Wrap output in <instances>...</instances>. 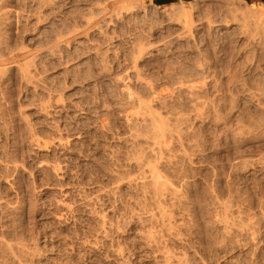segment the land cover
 Returning a JSON list of instances; mask_svg holds the SVG:
<instances>
[{
  "label": "rangeland",
  "instance_id": "1",
  "mask_svg": "<svg viewBox=\"0 0 264 264\" xmlns=\"http://www.w3.org/2000/svg\"><path fill=\"white\" fill-rule=\"evenodd\" d=\"M7 1L1 53L19 56L21 66L27 55L34 78L24 84L12 67L17 106L10 111L0 101V264H163L157 246L146 244L148 231L160 251L176 257L172 264L177 257L179 264H264V28L219 8L234 2L258 10L264 0H134V11L126 8L117 21L100 17L105 24L89 13L106 0ZM180 6L190 12L185 23ZM49 95L62 100L55 105ZM133 96L170 128L161 161L151 156ZM30 129L51 145L28 144ZM18 147L24 165L17 183L11 167ZM138 158L156 165L177 195L165 193L157 205ZM156 207L171 214L169 222H159ZM160 223L173 229L164 232Z\"/></svg>",
  "mask_w": 264,
  "mask_h": 264
},
{
  "label": "bare ground",
  "instance_id": "2",
  "mask_svg": "<svg viewBox=\"0 0 264 264\" xmlns=\"http://www.w3.org/2000/svg\"><path fill=\"white\" fill-rule=\"evenodd\" d=\"M34 1H37L38 3H40V4H42V5H50L51 4V0H34ZM133 1L134 0H106V1H104V2H100V3H98L96 6H95V8H93L91 11H90V13H89V15H90V18H89V20L91 19V20H93V22H95V21H97V20H95V19H97L96 17H98V18H100V17H102V19H103V17H106V19H107V21H105L106 23L107 22H109V21H113V19H115L116 21H117V19L118 18H122V14H126V13H128L127 12V10H129L130 9V11L129 12H131V10H133V9H131L133 6H131V8H130V5H132V3H133ZM163 1V0H162ZM171 1H175V0H171ZM225 1V0H224ZM231 1H234V0H231ZM11 2V1H10ZM136 2V0L134 1V3ZM238 2H239V0H238ZM8 3V1L7 0H0V11H2V9L3 8H6L7 7V4ZM160 3V2H159ZM181 3V2H180ZM232 3H234V2H232ZM231 2L229 3V4H226V6L227 7H225V5H224V7L222 6H220L219 8L220 9H225L226 8V10L225 11H227L229 14H231V16H232V20H236V15H237V12H239L240 13V15L241 16H239V17H241L242 18V16H243V18H251L252 19V22H255V23H257L259 26H260V29L262 30V28H264V4H260V6H258V10L256 9H254L253 7H250V8H244L243 6H235V5H233ZM239 3H241V2H239ZM135 5V4H134ZM221 5V4H220ZM136 6V5H135ZM173 6V5H172ZM171 6V7H172ZM177 6V5H176ZM245 6V5H244ZM252 6V5H251ZM181 7V8H180ZM179 8H180V10L179 11H181L180 13L182 14V16H183V18L181 17V14H180V17L182 18V20L184 21V23H185V21L186 20H188L189 18H190V12L188 13V11L185 9V11H184V9L182 8V6H180ZM126 8H128L126 11H124ZM170 8V7H169ZM178 8V7H177ZM190 8H192V7H190ZM215 8V7H214ZM4 10V9H3ZM13 10V9H12ZM10 11V10H9ZM134 11V10H133ZM138 11H140V10H138ZM192 11V10H191ZM210 11V10H209ZM242 11V12H241ZM15 12V11H14ZM17 12V11H16ZM18 12H20V11H18ZM165 12H167V11H165ZM221 12V11H220ZM1 13V12H0ZM10 13V12H9ZM21 13V12H20ZM19 13V14H20ZM168 13V12H167ZM2 14V13H1ZM6 14H7V12H6ZM11 14V13H10ZM9 14V15H10ZM13 14V13H12ZM16 14V13H15ZM32 14H34V13H32ZM83 15V14H82ZM130 15V14H129ZM245 15H247V16H245ZM1 16H3V15H1ZM1 16H0V19H1ZM16 16V15H15ZM26 16V15H25ZM126 16V15H125ZM165 16H166V14H165ZM169 16V15H168ZM189 16V17H188ZM230 16V17H231ZM17 17H19V16H17ZM175 17V16H174ZM205 17V16H204ZM228 17H229V15H228ZM7 18V17H6ZM20 18V17H19ZM241 18H239V19H241ZM11 19V18H10ZM14 19V18H13ZM18 18H16L15 17V22H16V20H17ZM28 19V18H27ZM83 19V18H82ZM101 19V18H100ZM101 19V20H102ZM180 19V18H179ZM207 19V18H206ZM210 19V18H209ZM251 19H250V21H251ZM21 20V19H20ZM109 20V21H108ZM131 20V19H130ZM171 20V19H170ZM181 20V19H180ZM225 20V19H224ZM232 20H230V21H232ZM85 21V20H84ZM103 21V20H102ZM103 21V23L105 24V22ZM176 21V20H175ZM202 21V20H201ZM206 21V20H205ZM223 21V20H222ZM229 21V20H228ZM92 22V21H91ZM115 22V21H114ZM167 22V21H166ZM177 22H179V20L177 21ZM220 22V21H219ZM225 22H227V20H225ZM224 21H223V23H225ZM17 23V22H16ZM85 23H87V22H85ZM97 23H98V21H97ZM113 23V22H112ZM138 23V22H137ZM212 23V22H211ZM221 23V22H220ZM228 23V22H227ZM255 23H253V24H255ZM87 24H89V22L87 23ZM92 24V23H91ZM178 24V23H177ZM180 24V23H179ZM182 24V23H181ZM189 24V23H188ZM213 24V23H212ZM252 24V25H253ZM107 25V24H106ZM182 25H184V24H182ZM181 25V27L183 28V26ZM209 25V24H208ZM185 26V25H184ZM226 26V25H225ZM258 26V27H259ZM261 26H262V28H261ZM92 27V26H91ZM96 28H97V26H95ZM99 27V26H98ZM102 27V26H101ZM105 27V26H104ZM186 27V26H185ZM254 27H256V25L254 26ZM70 28V27H69ZM84 28V27H83ZM88 28V27H87ZM106 28V27H105ZM184 29V28H183ZM99 30H100V28H99ZM185 30V29H184ZM68 31V30H67ZM71 31V30H70ZM97 31H98V28H97ZM187 31H189V30H187ZM260 31V30H259ZM69 32V31H68ZM67 32V33H68ZM72 32H73V29H72ZM72 32L70 33V34H72ZM100 32H102L101 30H100ZM7 33V32H6ZM68 33V35H67V38H68V36L70 35ZM262 33H264V31H262ZM4 34V33H3ZM100 34V33H99ZM103 34V33H102ZM185 34H187V32L185 33ZM189 34V33H188ZM105 35V34H104ZM103 35V36H104ZM241 35V34H240ZM61 36V39L62 38H64L65 39V37L63 36L62 37V35H59L58 37H60ZM57 37V38H58ZM106 38V37H105ZM108 38V37H107ZM55 43H54V45H51V46H53L54 48H57L58 49V42H59V40L60 39H56L55 38ZM2 31H1V26H0V45H1V43H2ZM5 41V40H4ZM135 41V40H134ZM65 42V41H64ZM57 43V44H56ZM63 43V42H62ZM61 43V44H62ZM81 43V42H80ZM55 44H56V46H55ZM135 44V43H134ZM133 44V45H134ZM137 44V43H136ZM141 44V43H140ZM60 45V44H59ZM98 45V44H97ZM46 46V45H45ZM48 46V45H47ZM65 46V45H64ZM138 46V45H137ZM67 47V46H66ZM54 48H51L50 47V49L48 50V55H50V56H52L53 57V55H54V52H55V50H54ZM94 48V47H93ZM142 48V47H141ZM143 48H144V45H143ZM143 48H142V50H143ZM62 49V48H61ZM135 49V48H134ZM1 50H2V48H1V46H0V101H3L4 103L3 104H5V106L7 105V107L9 108V110L10 111H12L14 108H15V106H17V103H18V99H14L13 98V96H12V94H13V90L12 89H10V86H12L13 84H12V77L9 75V71H10V69L12 68V67H16V69L17 70H19V73H20V80H21V82H23L24 84H28L29 83V86H30V83H31V81H32V79L34 78V77H31L32 75L30 74L31 73V71L29 72V69H28V67H29V65H30V63L29 64H27V62L28 61H30V60H28V61H26L25 62V60L24 59H26L27 57V55L25 56V57H23V61H24V63L23 64H25V65H23V66H21L20 64H19V62H20V60H18L19 58V56H14V55H12L10 58H7V59H5L4 58V56H3V54L1 53ZM59 50V49H58ZM112 50V49H111ZM138 50V49H137ZM57 51V50H56ZM139 51H141V50H139ZM139 51H138V53H139ZM22 52V51H21ZM98 52V51H97ZM27 53V52H26ZM89 53V52H88ZM103 53V52H102ZM22 54V53H21ZM27 54H29V53H27ZM58 54H59V52H58ZM107 54V53H106ZM140 54V53H139ZM100 55V54H99ZM103 55H104V53H103ZM137 55V54H136ZM135 55V56H136ZM38 56V55H37ZM134 56V55H133ZM8 57V56H7ZM31 57V56H30ZM101 57V56H100ZM32 58V57H31ZM36 58V57H35ZM96 58V57H95ZM20 59H22V57H20ZM133 60H135V59H133ZM132 60V62H135V61H133ZM19 61V62H18ZM100 61V60H99ZM102 61V60H101ZM63 65V64H62ZM101 65H103V64H101ZM134 64H132V66H133ZM30 68V67H29ZM34 68V67H33ZM134 68V67H133ZM103 69V68H102ZM135 69V68H134ZM87 70H89V69H87ZM107 70V69H106ZM130 70V69H129ZM183 70V69H182ZM191 71V70H190ZM104 72H106V71H104ZM91 73V72H90ZM138 73V72H137ZM137 73H135V74H137ZM138 75V74H137ZM137 75H135V76H137ZM167 75V74H166ZM133 76V75H132ZM189 76V75H188ZM88 77H89V75H88ZM139 77V76H138ZM137 77V81L139 80V78ZM141 77V76H140ZM176 77V76H175ZM128 78V77H127ZM136 78V77H135ZM143 78V77H142ZM136 80V79H135ZM143 80V79H142ZM127 81V80H126ZM146 81V80H145ZM174 81V80H173ZM180 81V80H179ZM178 81V82H179ZM181 81H183V80H181ZM15 82V81H14ZM36 82V81H35ZM129 82V81H128ZM142 82V81H141ZM19 83V82H18ZM33 83H34V80H33ZM38 83V82H37ZM182 83V82H181ZM32 84V83H31ZM179 84V83H178ZM177 84V85H178ZM186 84V83H185ZM184 83L183 84H181V85H185ZM33 85V84H32ZM126 85V84H125ZM20 86V85H19ZM116 86V85H115ZM127 86V85H126ZM145 86H149V85H145ZM25 87V86H24ZM183 87V86H182ZM45 88V87H44ZM126 88V90H128L127 88L128 87H124L123 86V89L122 90H124ZM186 88V87H185ZM187 88H189V87H187ZM149 89V88H148ZM151 89V88H150ZM149 89V90H150ZM179 89V88H178ZM192 89V88H191ZM130 90V89H129ZM128 90V91H129ZM19 91V90H18ZM125 91V90H124ZM125 92H127V91H125ZM155 92V91H154ZM128 93V92H127ZM130 93V92H129ZM135 93V92H134ZM121 94V93H120ZM136 94V93H135ZM142 94V93H141ZM128 95H130V94H128ZM153 95V94H152ZM126 96H127V94H126ZM131 96H132V94H131ZM135 96V95H134ZM134 96L133 97H130V98H134ZM190 96V95H189ZM59 97V96H58ZM128 97V96H127ZM18 98V97H17ZM129 98V97H128ZM135 98H136V100H139V101H141L139 98H137V96H135ZM154 98V97H153ZM42 99V98H41ZM146 99V98H145ZM48 100H53V102L55 103V105H57L58 104V102H60V100H62L61 98H58V100H57V98H56V100H54V96L52 97V96H48ZM129 100V99H128ZM135 99H133V101L132 102H130V104L131 103H133V104H135L136 106H138L137 107V111L138 110H140L138 113H139V115L137 114V112H136V116L138 115L139 117L137 118V119H139V121L142 123V126H145L144 128H146V131L148 130V132H149V135H150V137L152 138V142L151 141H148V142H150V144L152 143V145H153V147H151L152 149H153V151H151V150H149V151H151L152 153L153 152H156L157 154L159 153L160 155H158L159 156V160L158 159H156L157 160V162L158 161H161V159L163 158V156H161L162 154V144H163V142L165 143L166 141H165V139L167 138V137H170L171 136V131L170 130H168V129H170V128H167V126H166V123L164 122V120L161 118V117H159L158 115H156L154 112V114L153 113H151V111H154V110H152L151 109V107H149L148 105H145L144 103L145 102H139V101H136ZM144 100V99H143ZM117 101H119V100H117ZM48 102V101H47ZM52 102V103H53ZM128 102V101H127ZM159 102V101H158ZM49 103V102H48ZM125 103V102H124ZM126 104V103H125ZM124 104V105H125ZM129 104V105H130ZM147 104V103H146ZM122 105V104H121ZM127 105V104H126ZM119 106H120V104H119ZM135 106V107H136ZM25 107V106H24ZM48 106H45V104H40L39 105V113H42V114H48V111H47V108ZM129 107H131V106H129ZM132 107L134 108V106L132 105ZM139 108V109H138ZM50 109V108H49ZM56 109V108H55ZM151 109V110H150ZM54 110V109H53ZM133 110V109H132ZM134 111V110H133ZM135 113V112H134ZM157 113V112H156ZM133 114V113H132ZM168 115V114H167ZM166 115V116H167ZM13 116H14V114H13ZM169 116V115H168ZM11 117H12V115H11ZM132 117V116H131ZM25 119H26V116H25ZM165 119V118H164ZM22 120V119H21ZM136 120V119H135ZM163 120V121H162ZM167 120V119H166ZM11 123H12V125H11V137H13V139L15 140V143H16V141H18V140H20L19 138H20V134L18 133V123L16 122V118H15V116L13 117V118H11ZM17 123V124H16ZM138 124V123H137ZM140 124V123H139ZM7 126V125H6ZM28 128V127H27ZM179 128V127H178ZM63 129V128H62ZM173 129V128H172ZM142 130V129H141ZM58 131V130H57ZM135 131H136V129H135ZM140 131V130H139ZM145 131V130H144ZM143 131V132H144ZM145 131V132H146ZM170 131V132H169ZM130 132V131H129ZM148 132H147V134H148ZM131 133V132H130ZM138 133V132H137ZM177 133V132H176ZM132 134V133H131ZM185 134V133H184ZM176 135V134H175ZM174 136V135H173ZM180 136V135H179ZM131 137V136H130ZM134 137V136H133ZM147 137H149V136H147ZM24 138H26L27 140V142H28V144H30V145H32V146H34L37 150H41V148H48L50 145H49V143L50 142H46L45 140L43 141V140H41L38 136H36L35 134H33L32 132H31V129L30 130H28V131H26L25 132V137ZM135 138V137H134ZM171 138H172V136H171ZM179 138V137H178ZM59 139H61L60 138V136H59ZM23 140V139H22ZM21 141V140H20ZM62 141V140H61ZM146 141V142H147ZM180 141V140H179ZM63 142V141H62ZM136 142V141H135ZM147 142V143H148ZM19 143V142H18ZM179 143V142H178ZM17 144V143H16ZM15 144V145H16ZM27 144V145H28ZM146 144V143H145ZM149 145V144H148ZM162 145V146H161ZM18 146V145H17ZM147 146V145H146ZM150 146V145H149ZM164 147V146H163ZM150 148V147H149ZM167 149V148H166ZM142 150V149H141ZM2 151V150H1ZM167 152V151H166ZM22 147L21 148H17L16 149V151H15V159H14V161L12 162L13 164V166L11 167L12 168V171H13V173H14V175L16 176L15 177V179H16V181H17V183L19 182V178H20V169L22 168L21 166V164H23L24 165V158H23V155H22ZM150 153V152H149ZM148 152H147V154H149ZM165 153V152H164ZM173 153V152H172ZM151 154V153H150ZM149 154V155H150ZM149 155H147L148 157H149ZM153 155H155V153H153L151 156L152 157H154ZM138 156H140V155H138ZM165 156V155H164ZM141 157V156H140ZM155 157H156V155H155ZM160 157H161V159H160ZM157 158V157H156ZM18 159V160H17ZM135 159H136V157H135ZM139 159V158H138ZM141 159V158H140ZM140 159H139V161H138V163H136V165H137V167L138 168H141V172L142 173H140V176H141V180H142V184H143V186L144 187H146V188H150V189H152L154 192V194L152 193V190H148V191H151V193H152V195H154V197L153 198H155V201L157 202V205L158 204H161L160 203V200L162 199L161 197L162 196H164L165 195V193L166 194H169V195H173L174 196V191H176V188H175V190L172 188V186H170L169 185V182L167 183L166 182V180H164V179H166V178H161V175H163V174H158V171H157V169H156V167L155 166H152V165H146V163L144 162V160H141L140 161ZM148 159V158H147ZM146 159V160H147ZM153 159V158H152ZM153 160H155V159H153ZM167 161V160H166ZM170 161V160H169ZM131 162V161H130ZM134 162H137V161H134ZM149 163V162H148ZM10 164V163H9ZM150 164V163H149ZM145 167V168H144ZM50 170L52 171V172H54V173H56V172H58V170H59V166L58 165H56V166H51L50 167ZM173 171V170H172ZM160 175V176H159ZM167 176V175H166ZM1 177V176H0ZM130 178H132V177H130ZM8 179V178H7ZM133 180V179H132ZM125 181H127V180H125ZM5 182V181H4ZM134 183V182H133ZM132 183V184H133ZM180 185V184H179ZM13 187V186H12ZM176 187V186H175ZM142 188V187H141ZM117 189V188H116ZM174 190V191H173ZM212 190V189H211ZM113 191V190H112ZM137 192V191H136ZM177 192V191H176ZM212 192V191H211ZM178 193V192H177ZM144 194V193H143ZM151 195V196H152ZM175 195H177V194H175ZM211 195V194H210ZM165 196H167V197H170V196H168V195H165ZM212 196H213V194H212ZM218 196V195H217ZM176 197V196H175ZM151 198V197H150ZM161 198V199H160ZM164 198V197H163ZM174 198V197H173ZM179 198V197H178ZM217 198V197H216ZM72 199V198H71ZM81 199V198H80ZM20 200V199H19ZM85 200V199H84ZM166 200H168V199H166ZM150 202H151V200H149ZM154 201V200H153ZM163 201V200H162ZM174 201V200H173ZM173 201H171V202H173ZM178 201H179V199H178ZM210 201V200H209ZM59 202V201H58ZM142 202V201H141ZM148 202V201H147ZM155 202V203H156ZM166 202V201H165ZM168 202V201H167ZM211 202V201H210ZM219 202V201H218ZM230 202V201H229ZM228 202V203H229ZM238 202V201H237ZM19 203V202H18ZM137 203V202H136ZM152 203V202H151ZM169 203V202H168ZM69 204V203H68ZM144 204V203H143ZM142 204V205H143ZM222 204V203H221ZM246 204V203H245ZM65 205V204H64ZM75 205V204H74ZM155 206H156V204H154ZM162 205V204H161ZM173 205V204H172ZM223 205H226V204H223ZM223 205L221 206L220 205V207H222V209L224 208L223 207ZM244 205V204H243ZM15 206V205H14ZM94 206V205H93ZM150 206V205H149ZM165 206V205H164ZM168 206H170V205H168ZM189 206V205H188ZM211 206V205H210ZM217 206V205H216ZM249 206V205H248ZM6 207H8V206H6ZM68 207V209H69V207L70 206H67ZM154 207V206H153ZM159 207V206H158ZM172 207V206H171ZM185 207V206H184ZM226 207V206H225ZM230 206H228L227 207V210H228V208H229ZM143 208V207H142ZM157 208V207H156ZM34 209V208H33ZM140 209H141V207H140ZM146 209V208H145ZM159 209V211H157V212H159V215H160V217H158V218H161L160 219V221L159 222H163V224L165 223V221L166 222H169V217H170V215L171 214H169V215H166V214H168V213H166V212H164L165 211V209H164V211L161 209V207L160 208H157V210ZM188 209V208H187ZM221 209V211H223V210H225V208L222 210ZM8 210V209H7ZM94 210V209H93ZM230 210H232V209H230ZM229 210V211H230ZM68 211V210H67ZM90 211V210H89ZM152 211V210H151ZM220 211V212H221ZM226 211V210H225ZM225 211H223L224 213H225ZM64 212V211H63ZM95 212V211H94ZM220 212H219V214H220ZM222 212V213H223ZM136 213V212H135ZM217 213V212H216ZM132 214V213H131ZM237 214V213H236ZM261 214H264V213H261ZM97 215V214H96ZM143 215V214H142ZM158 215V214H157ZM165 215V216H164ZM175 215V214H174ZM179 215V214H178ZM183 215V214H182ZM221 215V214H220ZM229 215H230V213H229ZM99 216V215H98ZM144 216V215H143ZM151 216V215H150ZM188 216V215H187ZM221 216H224V215H221ZM220 216V217H221ZM227 217H228V215H226ZM234 216V215H233ZM246 216V215H245ZM262 216H264V215H262ZM152 217H153V212H152ZM166 217V218H165ZM172 217V216H171ZM170 217V218H171ZM190 217H192V216H190ZM195 217V216H194ZM194 217H193V220H194ZM216 217V216H215ZM219 217V218H220ZM227 217H222V218H227ZM99 218V217H98ZM97 218V219H98ZM139 218V217H138ZM155 218V217H154ZM182 218H183V216H182ZM96 219V220H97ZM100 219H101V217H100ZM100 219H99V221H100ZM130 219V218H129ZM156 219V218H155ZM188 219V218H187ZM238 219V218H237ZM141 220V219H140ZM152 220V219H151ZM162 220V221H161ZM171 220H173V219H171ZM221 220V218L219 219V221ZM233 220V219H232ZM249 220V219H248ZM98 221V220H97ZM139 221V220H138ZM143 221V220H142ZM157 221V220H156ZM178 221V220H177ZM180 221H181V219H180ZM179 221V222H180ZM197 221V220H196ZM217 221V220H216ZM101 222L102 223H100L101 224V227L100 228H104V227H102L103 225L102 224H104V222H103V220H101ZM159 222H158V224H159ZM171 222V221H170ZM182 222V221H181ZM189 222H192V220L191 221H189ZM195 222V221H194ZM218 222V221H217ZM221 222H225V221H221ZM226 222H227V219H226ZM232 222V221H231ZM160 223V224H161ZM171 223H173V222H171ZM187 223V222H186ZM236 223V222H235ZM112 224V223H111ZM178 224V223H177ZM181 224V223H180ZM218 224H220L219 222H218ZM241 224V223H240ZM150 225V224H149ZM162 225V224H161ZM171 225L172 224H170V223H166V225L164 226V225H162V226H160V227H162L163 228V231L165 232H167V233H170V232H168L169 231V226H170V228H172L171 227ZM176 225V224H175ZM189 225V224H188ZM192 225V224H191ZM225 225V229H227V231H228V227H226L227 226V224H224ZM241 225H243V224H241ZM245 225V224H244ZM108 226V225H107ZM112 226V225H111ZM142 226V225H141ZM150 226H152V225H150ZM173 226V225H172ZM178 226V225H177ZM240 226V225H239ZM249 226V225H248ZM252 226V225H251ZM159 227V228H160ZM223 227H221L223 230H224V228ZM230 227V226H229ZM231 227H233V225L231 226ZM231 227H230V229H231ZM115 228H117V227H115ZM165 228V229H164ZM177 228V227H176ZM181 228V227H180ZM187 228V227H186ZM245 228H246V225H245ZM245 228H244V230H245ZM173 229V228H172ZM233 229V228H232ZM248 229V227L246 228V230ZM156 230V229H155ZM176 230V229H175ZM222 230V231H223ZM104 231V230H103ZM147 231V230H146ZM173 231V230H172ZM224 231H226V230H224ZM223 231V232H224ZM226 231V233L228 234V233H230V232H227ZM241 231H242V229H241ZM99 232V231H98ZM106 232V231H105ZM104 232V233H105ZM152 232H153V230H152ZM222 232V233H223ZM96 233V232H95ZM148 233V235L147 236H145L146 237V241L148 242V243H146L148 246L150 245V242H151V244L153 243L154 245H155V247L157 246L158 247V241H159V239L158 238H156L157 236H154L153 235V233H152V235H150V233H149V231L147 232ZM156 233V232H155ZM178 233V232H177ZM111 234V233H110ZM146 234V233H145ZM227 234H225V235H227ZM245 234H246V232H245ZM189 235V234H188ZM170 236V235H169ZM173 236V235H172ZM175 236V235H174ZM177 236V235H176ZM198 236V235H197ZM104 237H105V235H104ZM163 237V236H162ZM178 237V236H177ZM2 238V237H1ZM21 238V237H20ZM24 239V238H23ZM104 239V238H103ZM16 240H17V238H16ZM189 240V239H188ZM15 241V240H14ZM19 241V240H18ZM144 241V240H143ZM17 242V241H16ZM19 243V242H18ZM23 243V242H22ZM185 243V242H184ZM189 243V242H188ZM217 243V242H216ZM215 243V244H216ZM7 244V243H6ZM16 244V243H15ZM145 244V245H146ZM260 244V243H259ZM1 245V244H0ZM5 245V244H4ZM21 245V244H20ZM91 245V244H90ZM162 245V244H161ZM165 245V244H164ZM218 245V244H217ZM3 246V245H2ZM17 246H18V244H17ZM23 246V245H22ZM151 246V245H150ZM187 246V245H186ZM5 247V246H4ZM8 247V246H7ZM146 247V246H145ZM152 247H154V246H152ZM151 247V248H152ZM156 247V250H158L159 251V253L162 255L161 256V261L163 262V264H172L173 263V259H174V257L173 256H171V255H169L168 253H167V249H166V251H160L158 248ZM162 247V246H161ZM10 248V247H9ZM17 249V248H16ZM155 249V248H154ZM8 250H10L11 251V249H8ZM12 250H13V248H12ZM23 250V249H22ZM169 250V249H168ZM21 251V250H20ZM26 251H28V250H26ZM115 251V250H114ZM151 251V250H150ZM14 252V251H13ZM12 252V253H13ZM23 251H21V254H23L22 253ZM115 252H120V254L122 253L120 250L119 251H115ZM155 252V251H154ZM11 253V252H10ZM27 253V252H26ZM171 253V252H170ZM194 253V252H193ZM107 254V253H106ZM171 254H173V252L171 253ZM195 254H197V253H195ZM14 255V254H13ZM116 255H118L117 253H116ZM122 255V254H121ZM179 255V254H178ZM186 255V254H185ZM154 256V255H153ZM160 256V255H159ZM192 256V255H191ZM29 257V256H28ZM27 257V258H28ZM119 257H120V255H119ZM157 257V256H156ZM31 258V257H30ZM176 258V257H175ZM178 258V260L179 261H181V259L179 258V257H177ZM203 258V257H202ZM4 259V258H3ZM20 259V258H19ZM119 259V258H118ZM131 259V258H130ZM155 259V258H154ZM153 259V260H154ZM205 259V258H204ZM201 260V258H200V260H201V263L203 262H205V260ZM13 260V259H12ZM23 260V259H22ZM156 260V259H155ZM158 260V259H157ZM177 260V259H176ZM175 260V261H176ZM177 260V261H178ZM184 260H186L185 259V257H184ZM183 260V261H184ZM120 261V260H119ZM175 261H174V264H175ZM176 261V262H177ZM179 261H178V264H179ZM161 262V263H162ZM185 262V261H184ZM27 263V262H26ZM116 263V262H115ZM206 263V262H205ZM204 263V264H205ZM184 264V263H183Z\"/></svg>",
  "mask_w": 264,
  "mask_h": 264
},
{
  "label": "water",
  "instance_id": "3",
  "mask_svg": "<svg viewBox=\"0 0 264 264\" xmlns=\"http://www.w3.org/2000/svg\"><path fill=\"white\" fill-rule=\"evenodd\" d=\"M163 1H165V0H163ZM163 1H159V2L161 3V2H163ZM159 2H158V3H159Z\"/></svg>",
  "mask_w": 264,
  "mask_h": 264
}]
</instances>
